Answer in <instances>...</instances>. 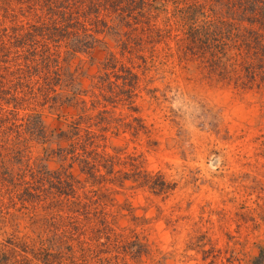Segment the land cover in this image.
Instances as JSON below:
<instances>
[{"label": "rangeland", "instance_id": "rangeland-1", "mask_svg": "<svg viewBox=\"0 0 264 264\" xmlns=\"http://www.w3.org/2000/svg\"><path fill=\"white\" fill-rule=\"evenodd\" d=\"M263 47L231 51L244 70L229 76L158 60L134 70L130 103L38 109L45 138L20 170L4 159L0 248L40 252L33 264H264V72L245 73ZM105 59L62 64L82 93L108 77L125 99Z\"/></svg>", "mask_w": 264, "mask_h": 264}, {"label": "trees", "instance_id": "trees-1", "mask_svg": "<svg viewBox=\"0 0 264 264\" xmlns=\"http://www.w3.org/2000/svg\"><path fill=\"white\" fill-rule=\"evenodd\" d=\"M256 25L264 29V0H0V184L16 183L4 159L20 170L28 143L45 138L38 109L85 106L87 94L94 108L130 103L134 70L158 60L193 61L229 76L244 70V61L231 63V51L262 49ZM98 49L106 52L105 71L129 87L125 99L108 77L82 93L64 72V61ZM257 63L245 67L249 83L257 69L264 72V60ZM6 244L0 264H33L40 256Z\"/></svg>", "mask_w": 264, "mask_h": 264}]
</instances>
